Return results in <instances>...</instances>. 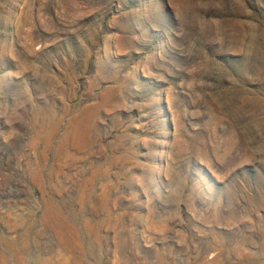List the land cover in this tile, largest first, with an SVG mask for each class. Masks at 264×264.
Listing matches in <instances>:
<instances>
[{"label":"rangeland","instance_id":"1","mask_svg":"<svg viewBox=\"0 0 264 264\" xmlns=\"http://www.w3.org/2000/svg\"><path fill=\"white\" fill-rule=\"evenodd\" d=\"M0 237L264 264V0H0Z\"/></svg>","mask_w":264,"mask_h":264},{"label":"bare ground","instance_id":"2","mask_svg":"<svg viewBox=\"0 0 264 264\" xmlns=\"http://www.w3.org/2000/svg\"><path fill=\"white\" fill-rule=\"evenodd\" d=\"M9 224V223H8ZM10 226V225H9ZM19 227V226H18ZM10 228V227H9ZM14 228V227H13ZM11 231V229H10ZM0 244H2L3 246H5L6 250L4 249V252H8L9 250L12 249V247L14 246V243L12 240L8 239V238H4V237H0ZM4 252H0V264H8L9 260L6 256V254ZM19 258V257H18ZM21 259V258H20Z\"/></svg>","mask_w":264,"mask_h":264}]
</instances>
